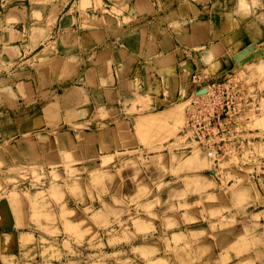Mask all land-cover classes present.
Wrapping results in <instances>:
<instances>
[{
	"label": "rangeland",
	"instance_id": "rangeland-1",
	"mask_svg": "<svg viewBox=\"0 0 264 264\" xmlns=\"http://www.w3.org/2000/svg\"><path fill=\"white\" fill-rule=\"evenodd\" d=\"M253 7L0 0V264H264Z\"/></svg>",
	"mask_w": 264,
	"mask_h": 264
},
{
	"label": "crops",
	"instance_id": "crops-1",
	"mask_svg": "<svg viewBox=\"0 0 264 264\" xmlns=\"http://www.w3.org/2000/svg\"><path fill=\"white\" fill-rule=\"evenodd\" d=\"M261 1H263L264 2V0H261ZM262 7H260L259 9H258V11H257V9L256 8H252V11L251 12H253L254 14H256V12H259L260 13V15L262 16V17H260V20H259V23H260V25H259V29H258V37L256 38L255 36H254V38H255V40L258 42V43H260L261 42V40H262V30H264L263 28H264V15H262L264 12L262 11V9H261ZM263 12V13H262ZM222 15H223V13H221V10L220 9H218V13H217V15H214L215 17H214V19H215V21L217 22V24H218V29H214L212 26H211V24H212V22H213V17L210 15L209 16V20L208 21H205V22H197V23H195V26L198 28V29H200L198 32H196L195 33V35H194V37H192V38H190L191 40L194 38H200L198 41L200 42V40H202V39H206L205 41H203V42H200V44H206V43H209L210 42V40L211 39H213V36L216 34V33H223V31L225 32L226 30H228V31H230V34L231 35H233L235 32H237V27L235 26V23L237 22L238 23V20L234 17V18H230L229 20H228V18H226V19H224V18H222ZM180 19H179V23L181 24V37H183V39L185 38V41H188V39H186V36H185V32H186V28H185V26H184V24H183V20H184V18L182 17V16H180L179 17ZM253 23H255V22H253ZM250 26V25H249ZM251 28L253 27V29H254V32L255 31H257V28H256V26L255 25H251L250 26ZM169 32H172V30H170ZM167 33H168V30H167ZM171 35V34H170ZM175 37L174 39H176L177 37H178V34H174V35H171V37ZM253 38V39H254ZM196 43V41H193V42H190V46L192 47L194 44ZM260 45V44H259ZM188 47H189V45L186 47V46H184V45H182V48H186V49H188ZM212 49H210V50H208V54H206V55H209V54H211V56H212V59H213V61H216V59H218V57H216V56H214L213 55V53H214V51H211ZM205 55V56H206Z\"/></svg>",
	"mask_w": 264,
	"mask_h": 264
},
{
	"label": "bare ground",
	"instance_id": "bare-ground-1",
	"mask_svg": "<svg viewBox=\"0 0 264 264\" xmlns=\"http://www.w3.org/2000/svg\"><path fill=\"white\" fill-rule=\"evenodd\" d=\"M192 109H193V108H192ZM160 119H161V118H160ZM148 121H149V120H148ZM150 121H151V120H150ZM154 121H155V120H154ZM196 121H197V120H196ZM158 122H159V121H158ZM148 123H149V122H148ZM198 124H199V123H198ZM145 125H146V124H145ZM161 125H163V123H162ZM155 126H156V125H155ZM15 203H16V202H15ZM17 204H18V202H17ZM49 205H50V204H49ZM46 206H47V205H46ZM46 209H47V208H46ZM33 211H34V210H33ZM34 212H35V214H37V213H36L37 210H35ZM37 215L40 216V214H37ZM41 215H42V213H41ZM45 215H47V214H44V216H45ZM44 216H43V217H44ZM41 217H42V216H41ZM39 218H40V217H39ZM46 220H48V219H46ZM248 259H249V258H248ZM250 259H252V258H250Z\"/></svg>",
	"mask_w": 264,
	"mask_h": 264
},
{
	"label": "water",
	"instance_id": "water-1",
	"mask_svg": "<svg viewBox=\"0 0 264 264\" xmlns=\"http://www.w3.org/2000/svg\"><path fill=\"white\" fill-rule=\"evenodd\" d=\"M206 93V90H203L200 92V94H205Z\"/></svg>",
	"mask_w": 264,
	"mask_h": 264
},
{
	"label": "built area",
	"instance_id": "built-area-1",
	"mask_svg": "<svg viewBox=\"0 0 264 264\" xmlns=\"http://www.w3.org/2000/svg\"><path fill=\"white\" fill-rule=\"evenodd\" d=\"M227 86H230V84H229V83H226V84H225V87H227Z\"/></svg>",
	"mask_w": 264,
	"mask_h": 264
}]
</instances>
